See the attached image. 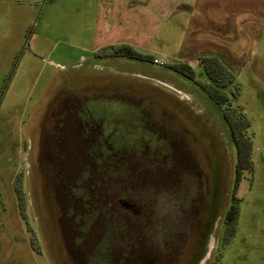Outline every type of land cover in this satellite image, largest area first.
<instances>
[{
    "label": "rangeland",
    "instance_id": "obj_1",
    "mask_svg": "<svg viewBox=\"0 0 264 264\" xmlns=\"http://www.w3.org/2000/svg\"><path fill=\"white\" fill-rule=\"evenodd\" d=\"M95 1L0 0V264H264V42L230 43L242 65L218 105L196 60L192 79L167 66L186 12L137 49L152 61L95 56L100 36L133 35ZM225 108L252 139L227 240Z\"/></svg>",
    "mask_w": 264,
    "mask_h": 264
},
{
    "label": "crops",
    "instance_id": "obj_2",
    "mask_svg": "<svg viewBox=\"0 0 264 264\" xmlns=\"http://www.w3.org/2000/svg\"><path fill=\"white\" fill-rule=\"evenodd\" d=\"M95 4L96 15L104 6L113 16L111 23L109 17H105L106 28L117 27L133 35L113 41V37L108 40L102 35L100 43L92 47L93 51L108 43L150 49L157 27L160 28L174 11H184L187 16L180 47L173 53L189 65L190 60L200 65L201 56H215L230 72L237 73L243 57L232 52L230 43L249 38L252 47L260 48L264 42V0H96ZM101 18L104 20V14ZM152 26L155 27L151 30ZM159 51L166 52V45L160 46Z\"/></svg>",
    "mask_w": 264,
    "mask_h": 264
},
{
    "label": "trees",
    "instance_id": "obj_3",
    "mask_svg": "<svg viewBox=\"0 0 264 264\" xmlns=\"http://www.w3.org/2000/svg\"><path fill=\"white\" fill-rule=\"evenodd\" d=\"M103 51L105 56H116V57H127L131 59H136L139 61H152L151 56L144 54L137 49L133 48L128 44H117L106 46L97 50L95 56L99 55L98 53ZM200 64L204 68L206 75L210 81L208 87L202 86V88L208 93V96L218 105L229 103V94L222 89L226 84V81H232V74L230 71L223 65V63L215 56H204L200 58ZM168 68L185 75L187 78H193L192 67L186 62L172 63L167 65ZM229 111V108L223 110V118L226 123V126L229 131V136L234 145L236 152V162L234 167V181H233V190L230 197V203L223 215V224L225 227V236L224 239L227 240L230 236L233 235L237 216H238V198L235 195V191L238 185V182L241 179L242 173L244 170L251 171L252 169V139L247 135V130L250 127V121L242 112H235L233 114ZM16 183V182H15ZM17 188V187H16ZM20 194V190H16ZM112 226L118 225L111 224ZM127 225V224H126ZM134 225V226H133ZM127 226V229L133 233L137 227L135 224ZM120 228V227H119ZM141 229V227H139ZM141 234L136 235V240L141 239Z\"/></svg>",
    "mask_w": 264,
    "mask_h": 264
},
{
    "label": "flooded vegetation",
    "instance_id": "obj_4",
    "mask_svg": "<svg viewBox=\"0 0 264 264\" xmlns=\"http://www.w3.org/2000/svg\"><path fill=\"white\" fill-rule=\"evenodd\" d=\"M81 120V119H80ZM86 131H87V129H86ZM97 142H98V138H97ZM94 146V145H93ZM98 148V146H96V144H95V149H97Z\"/></svg>",
    "mask_w": 264,
    "mask_h": 264
},
{
    "label": "built area",
    "instance_id": "obj_5",
    "mask_svg": "<svg viewBox=\"0 0 264 264\" xmlns=\"http://www.w3.org/2000/svg\"><path fill=\"white\" fill-rule=\"evenodd\" d=\"M154 61H156V60H154Z\"/></svg>",
    "mask_w": 264,
    "mask_h": 264
}]
</instances>
